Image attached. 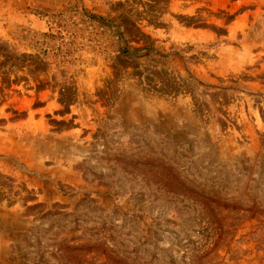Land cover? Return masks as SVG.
Masks as SVG:
<instances>
[{
  "label": "rangeland",
  "instance_id": "rangeland-1",
  "mask_svg": "<svg viewBox=\"0 0 264 264\" xmlns=\"http://www.w3.org/2000/svg\"><path fill=\"white\" fill-rule=\"evenodd\" d=\"M0 264H264V0H0Z\"/></svg>",
  "mask_w": 264,
  "mask_h": 264
}]
</instances>
